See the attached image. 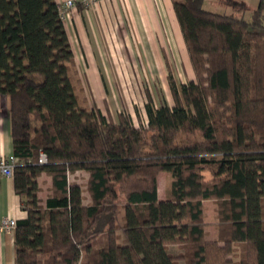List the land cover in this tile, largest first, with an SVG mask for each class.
I'll list each match as a JSON object with an SVG mask.
<instances>
[{"label": "trees", "instance_id": "trees-1", "mask_svg": "<svg viewBox=\"0 0 264 264\" xmlns=\"http://www.w3.org/2000/svg\"><path fill=\"white\" fill-rule=\"evenodd\" d=\"M203 1L171 0L194 78L177 86L169 74L173 103L149 97L136 125L79 105L55 0H0V95L25 212L15 264H264L263 5L245 19L244 5L218 13ZM77 170L85 186L70 179ZM162 171L170 184L159 199ZM42 173L52 181L44 200ZM207 199L217 201L213 239Z\"/></svg>", "mask_w": 264, "mask_h": 264}, {"label": "rangeland", "instance_id": "rangeland-1", "mask_svg": "<svg viewBox=\"0 0 264 264\" xmlns=\"http://www.w3.org/2000/svg\"><path fill=\"white\" fill-rule=\"evenodd\" d=\"M119 2V3H118ZM264 0H204L203 7L218 13H238L234 10L238 5H244L242 13L245 19H250L253 9ZM140 10H137L136 21L143 16V23L138 28L128 20L127 7L117 1L111 3L112 8L101 6L98 2L90 7L94 8L96 18L95 29L99 39V49L95 46L88 51V60L84 53H77L75 61L69 64L68 75L75 88L79 105L87 109L101 110L110 121H117L120 113L133 119L136 125L147 123L144 110L146 102L151 97L152 105L158 107L163 103L172 104L173 98L168 81L172 75L177 86L194 78L179 26L172 9L171 0H137ZM143 4V5H142ZM98 11V12H97ZM136 14V15H137ZM239 14V13H238ZM70 48V57L74 54ZM93 55V60H91ZM77 60V61H76ZM94 64V66H93ZM95 71L96 78H92L91 71ZM208 177V172L206 173ZM72 180V176H70ZM83 179V178H82ZM82 182V181H81ZM83 183V182H82ZM170 176L161 175L159 179L160 192L167 191ZM167 187V188H166ZM44 189V186L43 188ZM122 199H124L122 196ZM204 206V222L216 219L211 213L217 201L208 199ZM262 215L264 220V199L262 201ZM208 235H213L211 224ZM216 228V227H215ZM217 230V229H216ZM214 232V231H213ZM118 241L124 242V234L118 230ZM182 247L169 244L167 251L173 254L181 253ZM79 257V255H78ZM178 264H185L179 260Z\"/></svg>", "mask_w": 264, "mask_h": 264}, {"label": "crops", "instance_id": "crops-1", "mask_svg": "<svg viewBox=\"0 0 264 264\" xmlns=\"http://www.w3.org/2000/svg\"><path fill=\"white\" fill-rule=\"evenodd\" d=\"M64 0H55L56 3H61ZM117 1L122 2V4L126 5L128 20L130 24L132 23L136 28L140 25L149 26L143 23V16L140 15V20L137 22L135 17L138 16L137 10L143 8L140 7L137 3V0H99V6H97L98 11L101 6H105L106 8H112V4H116ZM119 3V2H118ZM172 4V3H171ZM79 4L75 6V8L69 11L68 17L63 20L65 34L69 40L74 56V61L77 53H84V57L88 60V51H92V47L95 46L96 50L99 49L100 41L98 39V34L96 31L94 20L97 17L96 12L92 9L94 8H84L79 7ZM97 5V4H96ZM101 5V6H100ZM143 5V4H142ZM97 11V12H98ZM137 14V15H136ZM95 27V28H94ZM92 45V47H91ZM91 60H93V55H91ZM77 61V60H76ZM94 66V64H93ZM92 78H96L95 71H91ZM7 97L5 95H0V156H7L12 154V138L10 133V121L7 112ZM161 175L170 176L167 172H160L157 176V192L158 198L164 199L166 196L165 192H160L159 189V179ZM72 180L79 183L81 186H85L87 181V173L82 170H77L71 174ZM83 178V179H82ZM83 183H82V182ZM51 177L48 174L42 173L38 177V185L40 187L38 196L41 200H44L45 197L49 194L51 188ZM170 184V183H169ZM44 186V189H42ZM169 186V185H167ZM167 188V187H166ZM84 194V203H90V197L86 191ZM211 200H204L203 204ZM206 211V210H204ZM211 213L214 215V209L211 210ZM25 215V212L21 209L19 197L16 195L14 191L13 178L12 176H7L2 174L0 171V217L2 216H10L15 219L21 218ZM213 221L209 222L205 220L206 224H211L212 233L208 238L213 239L217 235L216 224L217 219L212 218ZM206 229L209 230V226L206 225ZM214 231V232H213ZM14 235L13 233L3 232L0 233V264H15L14 263Z\"/></svg>", "mask_w": 264, "mask_h": 264}, {"label": "built area", "instance_id": "built-area-1", "mask_svg": "<svg viewBox=\"0 0 264 264\" xmlns=\"http://www.w3.org/2000/svg\"><path fill=\"white\" fill-rule=\"evenodd\" d=\"M98 0H64L58 4L59 16L62 20H65L68 17L69 11L77 4H81L84 7H90L95 5ZM46 157L44 153H40V162H45ZM16 160L15 157L10 154L7 156H0V171L2 174L11 176L13 167L15 166ZM16 226V219L10 216L0 217V233L8 232L13 233Z\"/></svg>", "mask_w": 264, "mask_h": 264}]
</instances>
